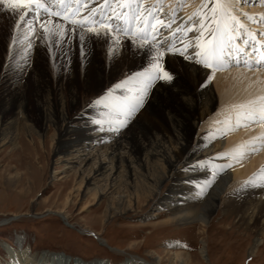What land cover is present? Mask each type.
Segmentation results:
<instances>
[{
    "label": "bare ground",
    "instance_id": "obj_1",
    "mask_svg": "<svg viewBox=\"0 0 264 264\" xmlns=\"http://www.w3.org/2000/svg\"><path fill=\"white\" fill-rule=\"evenodd\" d=\"M73 1L40 0L49 11L40 10L38 16L31 14V6L7 13L0 5V32L11 18L16 26L0 69V117L24 113L32 100L47 121L55 116L64 139L57 151L67 167L79 159L86 165L93 161L87 185L103 177L109 185L106 189L118 192L120 178L137 179L136 198L158 197L157 205L172 214L171 222L206 220L221 204L224 212L233 208L240 220L253 223L256 234H263L264 0H186L183 11L141 0ZM93 13L95 18H111L110 36L89 38L87 29H73L70 20H64L66 15L79 19ZM22 16L27 19L21 20ZM44 19L47 23L41 25ZM47 26L52 40L44 37ZM117 26L135 33L138 43L129 47L131 33L117 32ZM144 32L147 39L141 40ZM212 32L214 37L209 35ZM18 36L22 42L15 41ZM209 38L217 44L222 60L210 70L167 53L169 46L180 47L177 41L195 53L197 44L206 45ZM153 41L165 52L166 67L174 70L175 79L155 83L127 126L115 133L117 116L108 106L106 90L147 66L145 52L151 51ZM57 44L60 49L55 54ZM81 47L86 56L80 54ZM31 56L36 62L44 56L49 74L38 65L31 67ZM28 78L33 79L32 91L26 85ZM137 88L132 80L111 95H134ZM214 127L219 131H213ZM21 151L25 154L24 147ZM223 163L230 164L231 173L223 169ZM163 181H169V186L159 195ZM12 183L8 180L9 186ZM222 195L225 198L220 201ZM122 197L118 200L123 201ZM56 213L66 218L61 211ZM38 256L17 252L16 264H56L49 255ZM195 256L176 250V264H195ZM150 259L132 258L119 264H161L155 257ZM65 264L72 263L66 259Z\"/></svg>",
    "mask_w": 264,
    "mask_h": 264
},
{
    "label": "rangeland",
    "instance_id": "obj_2",
    "mask_svg": "<svg viewBox=\"0 0 264 264\" xmlns=\"http://www.w3.org/2000/svg\"><path fill=\"white\" fill-rule=\"evenodd\" d=\"M141 1L156 5L159 2L163 8L178 11L185 9L186 2ZM11 19L7 23L10 25L3 28L6 32H0V69L8 58V37L16 27ZM47 28L44 37L52 40L53 32ZM20 39L18 36L15 41L22 42ZM59 47L57 44L55 54ZM42 58L36 62L31 56L29 65H38L48 73L47 61ZM27 81L32 91L33 79ZM29 103L24 113L0 117V264H16V253L26 251L31 256L49 255L56 264H65L66 259L72 264H119L132 258L151 260L150 257L161 264H176V250L197 253L195 264H264V233L256 234L253 223L240 220L233 208L224 212L220 204L206 220L199 217L191 222H171L172 214L157 205L158 197L136 198L137 179L132 182L120 178L118 192L107 190L109 185L103 177L87 185L85 178L90 176L93 161L86 165L79 159L67 167L63 154L57 151L64 139L55 116L47 121L36 111L33 101ZM213 131H219L218 127ZM220 138L224 139L225 134L221 133ZM96 149L93 147L92 153ZM223 164V169L231 173L230 164ZM8 180L13 182L10 186ZM168 186L169 181H163L159 195ZM120 195L123 201L118 200ZM224 198L225 195L220 201ZM84 206L87 207L83 209ZM59 211L65 219L56 213Z\"/></svg>",
    "mask_w": 264,
    "mask_h": 264
},
{
    "label": "snow or ice",
    "instance_id": "obj_3",
    "mask_svg": "<svg viewBox=\"0 0 264 264\" xmlns=\"http://www.w3.org/2000/svg\"><path fill=\"white\" fill-rule=\"evenodd\" d=\"M0 5H3L5 11H10L15 13L17 9H28L31 6V14L38 16L40 10L48 12L49 9L45 8L44 4L40 3V0H0ZM127 7L128 5H123ZM54 15H60V13H55ZM113 16H116V13L113 12ZM118 19L120 17H117ZM27 17H21V20H25ZM111 18H104L103 16L95 18V13L92 17H80L79 19H71L70 16H64V20H70V26L73 29L79 28L81 30L87 29L90 36L99 38L101 36H110L113 32V25L109 22ZM41 25L47 23L46 19L40 20ZM157 23H161L157 21ZM35 20L33 21V25ZM99 26V29L104 31H99L96 26ZM162 26H166L163 25ZM56 28L59 29V24L56 25ZM117 32L123 31L126 36L131 33L130 29H120L118 26L115 29ZM158 31V29H154ZM44 32H48V28H44ZM133 39L129 40V47L136 45L138 43L135 33H131ZM210 37L216 35L215 32L209 34ZM141 40L147 39V33L140 34ZM180 45L179 48L174 46H169L167 48V53L169 56H180L183 57L189 63H197L206 69H212L221 65V57L217 53V44L213 42L212 38H209L207 44H197V51L195 53H190L187 51V47L180 41L176 42ZM155 41L152 45H149L151 51H146L145 55L149 57L148 64L141 71L132 73L131 76H126L123 81L117 82L113 85V88L106 90L105 95L109 99V107L116 113L117 123L112 127V131L119 133L124 127L127 126L128 122L131 120L133 115L138 111L143 103V97L147 95L149 89L157 82H171L175 79L174 70L166 67V61L164 59L165 52L159 48H156ZM143 47V45H140ZM31 47V45H29ZM139 50V49H137ZM80 54L86 56L87 53L84 51V48H80ZM210 79L209 77L205 78ZM134 80L138 85L134 95L128 96H119L111 95L113 89L123 88L127 83ZM201 87H204L202 82ZM100 98L98 97V100Z\"/></svg>",
    "mask_w": 264,
    "mask_h": 264
}]
</instances>
